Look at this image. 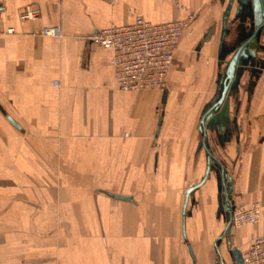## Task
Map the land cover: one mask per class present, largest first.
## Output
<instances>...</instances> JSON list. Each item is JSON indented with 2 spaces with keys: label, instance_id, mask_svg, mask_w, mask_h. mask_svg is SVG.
Returning a JSON list of instances; mask_svg holds the SVG:
<instances>
[{
  "label": "crops",
  "instance_id": "1",
  "mask_svg": "<svg viewBox=\"0 0 264 264\" xmlns=\"http://www.w3.org/2000/svg\"><path fill=\"white\" fill-rule=\"evenodd\" d=\"M139 15L190 19L163 92L121 90L88 37ZM258 233L264 0H0V264H235Z\"/></svg>",
  "mask_w": 264,
  "mask_h": 264
},
{
  "label": "built area",
  "instance_id": "2",
  "mask_svg": "<svg viewBox=\"0 0 264 264\" xmlns=\"http://www.w3.org/2000/svg\"><path fill=\"white\" fill-rule=\"evenodd\" d=\"M19 12L25 21L38 20L41 16L40 7L36 3H30ZM187 26V19H169L159 23L147 21L144 16L139 15L133 23H112L88 37L111 52L109 63L114 69L113 74L121 90L148 89L163 92L168 85L176 44L182 30ZM39 34L43 37H58L62 34V28L60 25H44ZM58 85L59 82L56 81L55 86ZM260 203L257 198L252 204L236 206L231 217L235 226L257 224L260 216L262 217ZM243 262L264 264V233H258L251 240L248 249L243 253Z\"/></svg>",
  "mask_w": 264,
  "mask_h": 264
},
{
  "label": "water",
  "instance_id": "3",
  "mask_svg": "<svg viewBox=\"0 0 264 264\" xmlns=\"http://www.w3.org/2000/svg\"><path fill=\"white\" fill-rule=\"evenodd\" d=\"M243 47H240L238 50H237V52H236V54L233 56V60H232V62L230 63V66H229V68H227V72H228V76H227V78H228V80H227V82H226V84L224 85L225 87H224V92H223V95L219 98V100H218V102L216 101L213 105H212V107L210 108V110H208L207 111V118H210V119H212V120H214L215 119V113H214V111H215V109H217L218 108V106L222 103V101L224 100L223 98H224V95H226V92H227V90H228V88H229V84L233 81V79L235 78V68H236V63H237V55L240 53V50L242 49ZM9 120H11L12 121V119H10L9 118ZM13 122V121H12ZM15 123V122H14ZM203 123H204V119H203ZM208 168V167H207ZM209 169L210 168H208L207 169V174H208V171H209ZM207 174H206V177H207ZM205 177V178H206ZM203 180V179H202ZM203 182L201 181V183L200 184H198V185H196V186H192V187H190L189 189H188V192H190L191 190H193V189H195V188H197V187H199V186H201V184H202ZM231 218H230V223H229V227H230V224H231ZM229 227H228V229H227V231L229 230ZM228 247H230V242H229V245H228ZM231 249H232V251H233V255H234V262H235V264H243V253H242V251L239 249V248H236L235 246L234 247H231Z\"/></svg>",
  "mask_w": 264,
  "mask_h": 264
},
{
  "label": "rangeland",
  "instance_id": "4",
  "mask_svg": "<svg viewBox=\"0 0 264 264\" xmlns=\"http://www.w3.org/2000/svg\"><path fill=\"white\" fill-rule=\"evenodd\" d=\"M32 3H33V2H32ZM27 5H29V4H27ZM27 5H26V6H27ZM26 6H24L23 8H25ZM21 9H22V8H20V10H21ZM20 10H19V11H20ZM20 17H21V16H20ZM40 17H41V16H40ZM39 19H40V18H39ZM39 19H38V20H39ZM180 19H187V20H188V25H189V23H190V22H189V21H190L189 18L181 17ZM180 19H178V20H180ZM168 20H169V19H168ZM174 20H176V19H174ZM24 21H25V20H24ZM36 21H37V20H36ZM160 23H161V22H160ZM114 24H115V23H114ZM58 25H59V24H58ZM53 26H54V25H53ZM60 26H61V25H60ZM103 27H104V26H103ZM187 27H188V26H187ZM187 27H185L184 29H186ZM42 28H43V27H42ZM42 28H41V29H42ZM61 28H62V27H61ZM9 29H13V28H9ZM9 29H8V30H9ZM41 29H40V30H41ZM99 29H100V28H99ZM184 29H183L182 32H181L182 34H183ZM9 31H10V30H9ZM10 33H12V32H10ZM38 34H39V32H38ZM62 34H63V30H62ZM90 34H91V33H90ZM90 34H89V35H90ZM182 34H181V35H182ZM39 35H40V34H39ZM89 35H88V36H89ZM40 36H41V35H40ZM60 36H61V35H60ZM54 38H58V37H54ZM89 38H90V37H89ZM180 38H181V37H180ZM169 76H170V75H169ZM55 82H56V81H55ZM159 91H160V90H159ZM256 199H257V198H256ZM256 199H255V200H256ZM258 199H260V198H258ZM255 200H254V201H255ZM254 201H253V202H254ZM260 201H261V199H260ZM261 203H262V201H261ZM261 203H260V205H261ZM233 210H234V209H233ZM232 215H233V212H232ZM230 218H231V217H230ZM231 221H232V218H231ZM232 223L234 224L233 221H232ZM234 225H235V224H234ZM250 226H251V225H250ZM236 227H237V226H236ZM238 228H240V227H238ZM247 249H248V247H247ZM247 249H246V250H247Z\"/></svg>",
  "mask_w": 264,
  "mask_h": 264
},
{
  "label": "bare ground",
  "instance_id": "5",
  "mask_svg": "<svg viewBox=\"0 0 264 264\" xmlns=\"http://www.w3.org/2000/svg\"><path fill=\"white\" fill-rule=\"evenodd\" d=\"M243 264H244V262H243Z\"/></svg>",
  "mask_w": 264,
  "mask_h": 264
}]
</instances>
